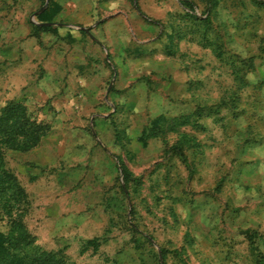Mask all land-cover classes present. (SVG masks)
Here are the masks:
<instances>
[{
  "label": "rangeland",
  "instance_id": "rangeland-1",
  "mask_svg": "<svg viewBox=\"0 0 264 264\" xmlns=\"http://www.w3.org/2000/svg\"><path fill=\"white\" fill-rule=\"evenodd\" d=\"M147 1L153 35L183 16L173 53L135 61L128 99L114 43L88 28L109 71L102 92L53 113L79 145L45 165L4 152L27 195L26 229L73 264H264V0ZM29 103L34 118L53 108ZM191 113L197 124L141 138L159 115Z\"/></svg>",
  "mask_w": 264,
  "mask_h": 264
},
{
  "label": "crops",
  "instance_id": "crops-1",
  "mask_svg": "<svg viewBox=\"0 0 264 264\" xmlns=\"http://www.w3.org/2000/svg\"><path fill=\"white\" fill-rule=\"evenodd\" d=\"M54 1L60 6L59 10L50 21L41 22L36 14L46 8L49 0H44L42 5L41 0H0V108L15 99H22L26 106L29 102L39 106L48 101L53 107L50 111H40L45 113L42 118L51 124L49 134L28 151L30 160L37 165H45L56 154L67 153L79 145L80 141L71 134L74 125L65 118L54 122L53 113L62 107L67 112L86 109L89 105L82 103L83 100L102 92L104 78L109 74L104 68L98 42L93 44L86 32L88 28L97 32L100 40L105 30L111 44L114 43L110 60L115 66L113 77L116 88L124 90L127 98L135 91V61L157 59L159 47L162 54L168 51L171 54L173 37L178 40L183 37V16L178 14L176 21L173 16L168 20V29L153 35L157 21L148 17L151 15L147 0H137L139 6L136 0ZM41 24L54 28L40 29L37 26ZM40 67L43 73L39 72ZM106 93L107 90L104 95ZM42 118L39 114L36 117ZM60 128L62 132L56 134Z\"/></svg>",
  "mask_w": 264,
  "mask_h": 264
},
{
  "label": "trees",
  "instance_id": "trees-1",
  "mask_svg": "<svg viewBox=\"0 0 264 264\" xmlns=\"http://www.w3.org/2000/svg\"><path fill=\"white\" fill-rule=\"evenodd\" d=\"M43 3L44 0H41V5ZM181 3L188 7L186 0H181ZM59 8L58 3L49 0L36 18L41 22L50 21ZM37 27L44 30L54 28L43 24ZM199 112L198 115L201 114ZM192 116V113L171 118L159 115L147 131L143 130L141 138L158 135L165 124H169L170 128L197 124ZM48 131L49 124L34 118L22 99L10 100L0 108V220L6 222L5 230L0 231V264H73L61 251L43 250L35 244L34 236L22 220L27 203L25 189L4 163L6 150L28 151L37 146Z\"/></svg>",
  "mask_w": 264,
  "mask_h": 264
},
{
  "label": "water",
  "instance_id": "water-1",
  "mask_svg": "<svg viewBox=\"0 0 264 264\" xmlns=\"http://www.w3.org/2000/svg\"><path fill=\"white\" fill-rule=\"evenodd\" d=\"M45 6V5H44ZM43 8V7H42ZM33 16H34V14H33Z\"/></svg>",
  "mask_w": 264,
  "mask_h": 264
}]
</instances>
